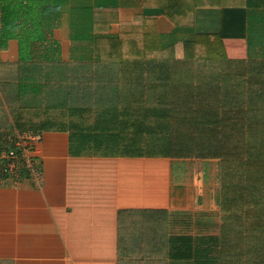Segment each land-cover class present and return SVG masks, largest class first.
Masks as SVG:
<instances>
[{
    "label": "crops",
    "instance_id": "obj_1",
    "mask_svg": "<svg viewBox=\"0 0 264 264\" xmlns=\"http://www.w3.org/2000/svg\"><path fill=\"white\" fill-rule=\"evenodd\" d=\"M161 2L0 0V96L10 121L0 135H38L43 170L40 187L28 175L14 185L10 178L3 186L0 178V260L119 264V258H147L137 253L147 252L155 264H243L227 253L233 245L221 246L218 160L105 155L71 145L79 133H96L76 124L100 121L98 110L82 111L89 104L82 75L102 67L101 59L120 58L108 49L129 27L174 33L162 14L143 25L146 11ZM221 18L218 8L195 9L192 30L178 33L176 58H184V41L195 33H218ZM247 26L255 28V46L246 37L225 38L228 58L264 54V11L247 18ZM22 56L31 60L22 63ZM15 121H30L39 130L19 131ZM55 123L70 128L40 131ZM121 211H128L122 241ZM121 250L128 256L121 259ZM254 264H264V254Z\"/></svg>",
    "mask_w": 264,
    "mask_h": 264
},
{
    "label": "trees",
    "instance_id": "obj_2",
    "mask_svg": "<svg viewBox=\"0 0 264 264\" xmlns=\"http://www.w3.org/2000/svg\"><path fill=\"white\" fill-rule=\"evenodd\" d=\"M160 1L158 8L146 11L142 24L162 14L175 25L174 33L162 35L155 27L140 25L115 38L108 50L119 51L120 58L101 59L102 67L87 69L79 80L88 88L89 104L82 111L90 115L98 110L100 121L76 125L96 133H79L71 145L105 155L218 160L221 246L233 245L227 253L243 264H254L264 254V54L230 59L224 39L246 37L254 47L257 35L247 18L264 11V0ZM197 8L220 9V31L195 33L184 41V58L177 59L178 33L192 30ZM30 60L21 57L22 63ZM10 114L14 116L11 108ZM13 124L19 131L39 130L30 121ZM58 125L40 131L70 128ZM9 126L0 96V129ZM127 214L119 213L121 241ZM137 253L147 258H129V252L121 250V259L128 258H119V264H155L147 252Z\"/></svg>",
    "mask_w": 264,
    "mask_h": 264
},
{
    "label": "built area",
    "instance_id": "obj_3",
    "mask_svg": "<svg viewBox=\"0 0 264 264\" xmlns=\"http://www.w3.org/2000/svg\"><path fill=\"white\" fill-rule=\"evenodd\" d=\"M40 137L28 132H13L0 135V178L2 185L12 179L18 184L26 175L35 186L40 187L43 170L38 158L37 144Z\"/></svg>",
    "mask_w": 264,
    "mask_h": 264
},
{
    "label": "rangeland",
    "instance_id": "obj_4",
    "mask_svg": "<svg viewBox=\"0 0 264 264\" xmlns=\"http://www.w3.org/2000/svg\"><path fill=\"white\" fill-rule=\"evenodd\" d=\"M190 28L188 27L186 30H189ZM61 109H63V108H61ZM93 149H95V148H93ZM97 149V148H96Z\"/></svg>",
    "mask_w": 264,
    "mask_h": 264
}]
</instances>
